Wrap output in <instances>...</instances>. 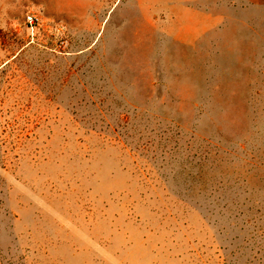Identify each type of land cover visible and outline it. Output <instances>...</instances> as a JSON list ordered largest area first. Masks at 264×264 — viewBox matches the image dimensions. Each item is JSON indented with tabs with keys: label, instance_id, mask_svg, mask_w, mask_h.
Returning a JSON list of instances; mask_svg holds the SVG:
<instances>
[{
	"label": "rangeland",
	"instance_id": "rangeland-1",
	"mask_svg": "<svg viewBox=\"0 0 264 264\" xmlns=\"http://www.w3.org/2000/svg\"><path fill=\"white\" fill-rule=\"evenodd\" d=\"M0 264H264V0H0Z\"/></svg>",
	"mask_w": 264,
	"mask_h": 264
}]
</instances>
